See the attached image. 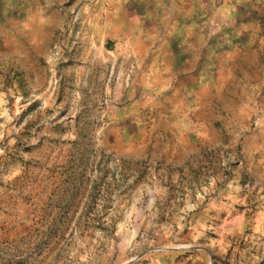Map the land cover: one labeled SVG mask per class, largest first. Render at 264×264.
I'll return each instance as SVG.
<instances>
[{"label": "rangeland", "instance_id": "rangeland-1", "mask_svg": "<svg viewBox=\"0 0 264 264\" xmlns=\"http://www.w3.org/2000/svg\"><path fill=\"white\" fill-rule=\"evenodd\" d=\"M191 4L0 0V264H264V0Z\"/></svg>", "mask_w": 264, "mask_h": 264}, {"label": "crops", "instance_id": "crops-1", "mask_svg": "<svg viewBox=\"0 0 264 264\" xmlns=\"http://www.w3.org/2000/svg\"><path fill=\"white\" fill-rule=\"evenodd\" d=\"M193 1L195 0H170L169 5L164 4L163 0H133L132 18L135 27H141L142 29H140V32L142 33H152L155 28L152 19L156 17V12L158 10H166L165 18H167L171 12L177 11V18L190 20L193 18L192 10L194 7L191 4ZM173 26H175V23ZM185 28H191V25L188 24Z\"/></svg>", "mask_w": 264, "mask_h": 264}]
</instances>
